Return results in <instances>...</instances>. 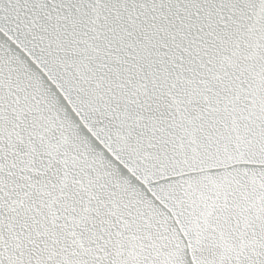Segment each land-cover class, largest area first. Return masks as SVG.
Here are the masks:
<instances>
[{
  "label": "snow or ice",
  "instance_id": "snow-or-ice-1",
  "mask_svg": "<svg viewBox=\"0 0 264 264\" xmlns=\"http://www.w3.org/2000/svg\"><path fill=\"white\" fill-rule=\"evenodd\" d=\"M0 264H264V0H0Z\"/></svg>",
  "mask_w": 264,
  "mask_h": 264
}]
</instances>
